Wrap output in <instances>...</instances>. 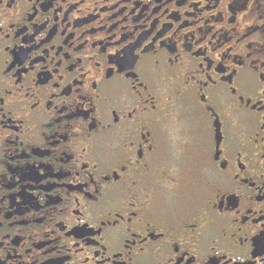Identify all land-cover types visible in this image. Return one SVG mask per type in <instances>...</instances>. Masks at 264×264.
Here are the masks:
<instances>
[{"label": "flooded vegetation", "instance_id": "flooded-vegetation-1", "mask_svg": "<svg viewBox=\"0 0 264 264\" xmlns=\"http://www.w3.org/2000/svg\"><path fill=\"white\" fill-rule=\"evenodd\" d=\"M0 264H264V0H0Z\"/></svg>", "mask_w": 264, "mask_h": 264}]
</instances>
